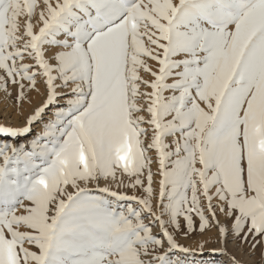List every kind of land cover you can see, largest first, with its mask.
<instances>
[{
    "label": "snow or ice",
    "instance_id": "obj_1",
    "mask_svg": "<svg viewBox=\"0 0 264 264\" xmlns=\"http://www.w3.org/2000/svg\"><path fill=\"white\" fill-rule=\"evenodd\" d=\"M9 83L44 98L0 124V264H221L175 238L212 227L232 264L229 234L264 246V0H0Z\"/></svg>",
    "mask_w": 264,
    "mask_h": 264
},
{
    "label": "rangeland",
    "instance_id": "obj_2",
    "mask_svg": "<svg viewBox=\"0 0 264 264\" xmlns=\"http://www.w3.org/2000/svg\"><path fill=\"white\" fill-rule=\"evenodd\" d=\"M22 20V18H21ZM35 22V21H34ZM30 62V61H29ZM150 66H152L154 69L156 68V64L154 61H148ZM141 75H144L145 78H151L150 76H148L147 74L141 72ZM27 83V82H25ZM38 87L40 88V92L37 93L35 91H29L28 92V96L31 99V103H27V102H23L19 108L16 105V101H15V97L17 95V86L13 85V84H8V89L9 92L11 93V95L6 96L5 93L3 91H0V123H1V119L3 118L4 115H7L10 118H13V116H16V118L18 119V122H22V120H24V124L26 122V117L28 115H30L33 111V109L36 107V105H34V103L37 100H42L43 97V93H44V86L42 83H38ZM150 91V89H149ZM167 95V93H166ZM29 109H31L32 111L29 113ZM47 110L43 115V119L39 122L34 123L35 125L37 124H43L44 122H46L49 117L45 116L48 115ZM22 125H18V126H23ZM33 124V125H34ZM9 126H13V127H17L14 126L13 124V120H11L8 124ZM32 125V126H33ZM33 127L31 128V132L29 134H26L23 137L18 138L17 140L12 141L13 143H22V142H26V141H30L31 139H33L36 134L40 131H42V127ZM145 127H147V125H145ZM150 135L151 132L149 130V135L146 138V142H148L150 140ZM1 139H5V137H2ZM171 140V137H167L166 138V142H169ZM27 147V145H26ZM149 155L152 156L153 158V172L155 173L157 170V165L155 163V151L151 150L149 152ZM158 179V177L154 176V180ZM155 186V184H154ZM130 191V190H129ZM19 211V210H18ZM217 216L220 219L221 217L226 218L222 213L217 212ZM226 223H229V218H226ZM158 228L157 227H153V232H157ZM208 237V239H207ZM231 234H229V237L227 239L226 245H224V247L227 248L228 252L231 253L232 255H234L236 257L237 260L241 261V264H262L259 260H261V255H263V250H264V246L262 245H257L256 248H251L249 244H243L242 247V253L240 254V252L238 251V248H236L239 244H242L239 240H237V242H235L234 246H232V242L234 241L233 238H230ZM176 240L186 246V247H190V248H194V249H198L200 244L203 243V254L202 257H198V258H203V259H214L216 261L221 262V264H232V260L231 257L228 255H224L221 254L217 251H213L215 249H219L220 247H222V245L219 243L218 239H217V229L215 227H212L209 230H206L205 232L201 233L198 230L189 234L188 236H185L182 232L177 233L175 236ZM208 240V241H206ZM28 246V245H26ZM33 250H35L33 248ZM247 256H246V255ZM213 257V258H212ZM248 257V258H246ZM252 258V259H251ZM243 262V263H242Z\"/></svg>",
    "mask_w": 264,
    "mask_h": 264
},
{
    "label": "bare ground",
    "instance_id": "obj_3",
    "mask_svg": "<svg viewBox=\"0 0 264 264\" xmlns=\"http://www.w3.org/2000/svg\"><path fill=\"white\" fill-rule=\"evenodd\" d=\"M42 100L40 99V100H37L35 103H34V105H36V106H38L39 105V103L41 102ZM32 110L31 109H29V113L31 112ZM54 111V107H50L49 109H47V112H49V113H47L48 115H45V116H47V117H51L52 116V112ZM11 120H13V124H14V126H18V125H22V124H24V120H22V122H18V119L16 118V116H13V118H10L9 119V117L7 116V115H4L3 116V118L1 119V123L0 124H4V125H8L9 124V122L11 121ZM9 126V125H8ZM35 126H37V124L35 125H33L32 126V128L33 127H35ZM37 127H43V124H40V125H38ZM2 137H0V139H1ZM222 223H226V218H224V217H221L220 219H219ZM231 224V219H229V223H228V225H230ZM230 238H232V235H231V237ZM207 239H208V237H207ZM206 241H208V240H206ZM235 242H237V240H234L233 242H232V246H234V244H235ZM242 247H243V244H239L236 248H238V251L240 252V254L242 253ZM264 251V250H263ZM246 255V254H245ZM247 256V255H246ZM213 258V257H212ZM246 258H248V257H246ZM252 259V258H251ZM262 264H264V252H263V255H261V260H259ZM243 263V262H242Z\"/></svg>",
    "mask_w": 264,
    "mask_h": 264
}]
</instances>
